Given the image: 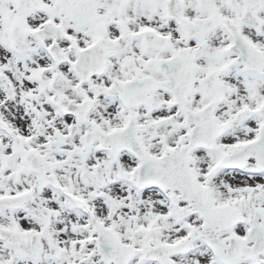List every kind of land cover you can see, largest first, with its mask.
<instances>
[{
	"label": "snow or ice",
	"instance_id": "obj_1",
	"mask_svg": "<svg viewBox=\"0 0 264 264\" xmlns=\"http://www.w3.org/2000/svg\"><path fill=\"white\" fill-rule=\"evenodd\" d=\"M0 264H264V0H0Z\"/></svg>",
	"mask_w": 264,
	"mask_h": 264
}]
</instances>
